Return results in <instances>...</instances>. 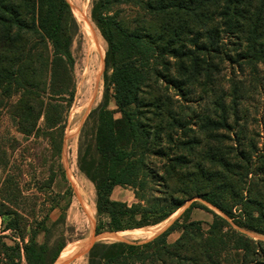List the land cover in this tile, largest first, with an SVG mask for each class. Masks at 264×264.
Here are the masks:
<instances>
[{
	"label": "trees",
	"instance_id": "1",
	"mask_svg": "<svg viewBox=\"0 0 264 264\" xmlns=\"http://www.w3.org/2000/svg\"><path fill=\"white\" fill-rule=\"evenodd\" d=\"M92 14L112 69L99 110V158L84 167L95 184L97 213L108 220L100 219L96 233L156 225L194 197L222 214L212 211L207 228L201 221L176 220L144 242L97 241L89 264H264V239L235 227L264 236V139L259 147L234 133L224 137L232 144L219 146V134L220 140L175 133L187 122L184 106H176L171 94L187 98L197 85L213 92L226 61L236 59L252 71L264 64V0H96ZM76 25L68 0H0L2 105L26 134L39 129L44 115L54 148L62 145L64 124L50 118L46 100H73L70 45ZM224 34L235 41L224 42ZM234 50L235 58L229 55ZM109 89L115 109L106 103ZM151 154L164 156L163 193L150 183L158 172L148 168ZM117 185L131 187L138 202L113 199ZM177 228L180 235L169 242ZM23 249L28 264H52L58 256L47 262L35 233ZM0 264H22L19 244L8 245L2 235Z\"/></svg>",
	"mask_w": 264,
	"mask_h": 264
},
{
	"label": "rangeland",
	"instance_id": "2",
	"mask_svg": "<svg viewBox=\"0 0 264 264\" xmlns=\"http://www.w3.org/2000/svg\"><path fill=\"white\" fill-rule=\"evenodd\" d=\"M95 1L68 0L77 23L70 45L74 96L71 102L46 100L50 118L64 124L60 148H54L45 134L50 129L44 115L37 123L39 129L30 134L21 132L17 117L2 105L5 99L0 95V235L8 245L19 244L22 264H28L23 246L32 233H35L38 244L46 247L47 262L54 254L58 256L52 264H89V248L94 241L144 242L169 228L176 220L179 223L201 221L207 228L213 220L212 211L222 214L209 202L194 197L156 225L122 231L105 229L96 233L100 219L104 224L108 220L97 213L95 184L84 172V167L90 168L99 158L96 148L99 110L105 101L106 77L112 69L105 62L108 43L92 14ZM223 37L224 42L235 41L225 34ZM238 51L229 55L235 58ZM222 68L213 92L211 88L197 85L195 91L183 98L171 90L176 106H184L187 122L184 130L175 133H201L205 138L212 135L220 140L219 134L224 140H220L219 146L232 144L225 140V135L234 138V133H244L247 140H254L261 147L264 139V64L252 71L247 66L240 68L235 59L226 61ZM230 78H238L242 83ZM218 84L220 88L217 90ZM107 94L108 107L115 109L112 90L109 89ZM53 103L58 105L51 107ZM147 160L150 171H158L150 183L162 192L160 169L165 162L164 156L151 154ZM111 197L128 204L138 202L129 186H115ZM195 202L200 204L192 206ZM13 218L16 220L12 225ZM235 227L255 239H264V236L236 224ZM144 229L146 231L135 232ZM180 231V228L173 230L168 241L178 238ZM114 232L127 233H119V237L107 235Z\"/></svg>",
	"mask_w": 264,
	"mask_h": 264
},
{
	"label": "bare ground",
	"instance_id": "3",
	"mask_svg": "<svg viewBox=\"0 0 264 264\" xmlns=\"http://www.w3.org/2000/svg\"><path fill=\"white\" fill-rule=\"evenodd\" d=\"M221 212V211H220ZM142 231H146L145 229L144 230H141V231H135V232H142ZM119 233H127V232H119ZM119 233H115L114 232V234H111V233H108L107 235L108 236H111V237H113V236H115V237H119L118 235H119ZM151 234V233H150ZM105 236V235H104ZM84 246H86V245H84ZM65 255V254H64ZM63 255V256H64ZM68 258H70V257H68ZM67 260V259H66ZM62 261V260H61Z\"/></svg>",
	"mask_w": 264,
	"mask_h": 264
},
{
	"label": "water",
	"instance_id": "4",
	"mask_svg": "<svg viewBox=\"0 0 264 264\" xmlns=\"http://www.w3.org/2000/svg\"><path fill=\"white\" fill-rule=\"evenodd\" d=\"M97 242V241H96ZM95 243V241L92 243V245ZM92 245L90 246V248L92 247ZM90 248H89V250H90Z\"/></svg>",
	"mask_w": 264,
	"mask_h": 264
}]
</instances>
